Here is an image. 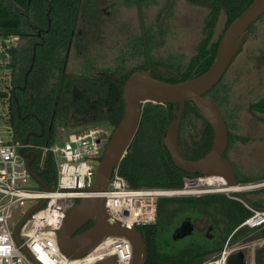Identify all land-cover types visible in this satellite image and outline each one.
Returning a JSON list of instances; mask_svg holds the SVG:
<instances>
[{"label":"trees","instance_id":"trees-1","mask_svg":"<svg viewBox=\"0 0 264 264\" xmlns=\"http://www.w3.org/2000/svg\"><path fill=\"white\" fill-rule=\"evenodd\" d=\"M80 1L0 0V29L18 34L20 41L19 46L13 49L11 92L15 93V97L11 94L9 99V118L14 131V142L23 143L30 131L38 129L37 120L44 122V135L40 138L31 137L29 142L43 145L54 141L59 127L106 123L115 128L123 114L124 81L130 74L146 67L143 62L138 66L126 68L119 81L110 77L75 73H65L60 77L59 71L56 72V63L61 52L55 41V17L60 14L63 21L62 29L67 33V37L79 12L77 6ZM251 2L252 0H213V17L216 18L218 14L224 12L227 18L225 26H228ZM47 16L51 20L50 28L45 43L39 44V38L35 34L46 27ZM208 36L202 39L199 45V58L195 65L200 61L204 63L196 73H190L179 81L204 73L213 62L219 40L210 45L208 41L210 36ZM34 50V65L24 83L25 72L30 65ZM154 77L166 82H177L159 76ZM212 90H209L205 96H210ZM225 94L224 99H226ZM215 101L221 109L220 102ZM172 108L171 104L163 105L149 101L141 105L137 129L117 165L118 175L128 186L170 189L182 187L183 177L188 174L173 164L161 141L166 125L173 118ZM251 110L259 116H264V96L252 103ZM26 114L27 116L22 118ZM192 115L201 119L203 123L193 146L186 141L187 125ZM227 131L228 144L224 152L226 158V152L232 142V134L228 128ZM212 135L211 126L201 117L194 104L186 103L178 137L181 154L191 160L202 157L211 146ZM36 155L31 168L50 189L54 188L56 182L54 161L50 155H46L42 163H39L40 156L38 153ZM231 163L234 167L233 162ZM237 172L238 170L235 169V178L239 185L264 179V174L248 177L240 171ZM257 195L262 196L252 198L247 192H242V196L251 206L264 209V189L257 191ZM230 196L239 198L235 192L230 193ZM249 214L250 211L240 198L239 200L230 198L225 193L160 198L157 203L156 221L152 224L136 226L147 251L145 264H200L222 247L227 236ZM183 218L191 221L196 218L207 219L214 233L212 238L194 237L185 245L173 248L171 235ZM246 233L248 230L240 228L233 235V239ZM256 262L264 264V251L260 249L256 251Z\"/></svg>","mask_w":264,"mask_h":264},{"label":"built area","instance_id":"built-area-1","mask_svg":"<svg viewBox=\"0 0 264 264\" xmlns=\"http://www.w3.org/2000/svg\"><path fill=\"white\" fill-rule=\"evenodd\" d=\"M18 42V34L0 29V100L8 103L5 105L8 115L3 117L0 113V264H67L70 257L59 247L58 231L68 211L81 198L102 196L109 222L138 226L156 221L160 198L219 191L211 188L218 184H208L210 178L204 175L184 176L182 187L177 189L133 188L118 175L117 167L104 191H92L96 170L112 133V129L100 123L81 126L60 142L57 140L58 134L52 143L45 145L14 142L9 120V99L12 91L13 49ZM3 122L8 125L3 126ZM20 148L24 152L38 153L39 163L46 155L51 156L56 169L54 188L44 190L27 184L28 179L33 177L26 165L28 158L19 153ZM42 199H45L44 204L33 210L19 227L18 243L14 231L26 213L19 215V209L28 200H36L38 204ZM244 205L250 214L232 230L222 247L201 264H227L230 255L238 251L244 254L243 264H256V251L264 247V209L246 203ZM240 228H245L248 233L233 239ZM111 255L116 256L118 264L131 262L133 251L126 237L106 236L75 260L80 261V264H91Z\"/></svg>","mask_w":264,"mask_h":264},{"label":"water","instance_id":"water-1","mask_svg":"<svg viewBox=\"0 0 264 264\" xmlns=\"http://www.w3.org/2000/svg\"><path fill=\"white\" fill-rule=\"evenodd\" d=\"M263 14L264 0H252L248 7L228 24L219 39L213 62L204 73L198 76L178 82H166L152 76L150 69H141L126 78L122 86L123 114L105 144L91 186L92 191L101 192L106 189L113 170L124 156L137 129L140 106L147 101L173 106V118L166 125L161 141L177 168L188 175L221 176L227 185H239L231 161L224 157L228 144V131L224 117L216 103L205 94L221 79L232 59L240 50L248 29ZM34 60L35 50L25 72L24 83H26L27 76L33 68ZM188 102L194 104L201 117L211 126L213 132L209 150L202 157L194 160L185 158L178 146V129L185 104ZM256 116L261 119L258 115ZM29 135H26L24 144L28 143ZM19 153L28 158L26 165L32 177L44 190H48V185L31 168V162L36 156L35 152H24L23 148H20ZM244 189L231 192H235L244 203L249 204L248 200L242 196ZM104 201L102 196L81 198L68 211L58 231V243L61 251L67 257L80 258L102 238L124 236L130 242L133 251V257L129 264H145L147 251L139 230L136 226H124L109 222ZM44 202L45 199H42L38 204L28 209L18 222L14 231V237L18 243H20L19 227L31 212L39 209ZM88 221H91L93 225L81 233L75 234ZM243 259V252L238 251L230 255L227 264H243ZM91 264H118V262L116 256L111 255Z\"/></svg>","mask_w":264,"mask_h":264},{"label":"rangeland","instance_id":"rangeland-1","mask_svg":"<svg viewBox=\"0 0 264 264\" xmlns=\"http://www.w3.org/2000/svg\"><path fill=\"white\" fill-rule=\"evenodd\" d=\"M120 1L121 0H83L82 6L84 7L80 11L78 29L81 30L82 34L89 33L92 35L93 41L91 42V46H87L85 55L82 54L79 55V57L81 56L82 58L83 56V59H93L94 64H98L99 62H103L104 64L110 63L112 59H115L118 55V42L120 36L123 34V27H126L125 33L127 38L138 36L140 25V23L138 24V13L128 5L132 0H124L126 7H124V1ZM157 1L162 2L163 0H155V2ZM119 11L121 12L118 14ZM155 11L156 9L149 13H144L146 27L148 25L150 26L149 22L154 20ZM185 13L189 14V16L185 18L191 21L194 20L199 24V28L194 31L192 27L187 28L186 26L184 29L186 32L182 29L180 32L183 33L173 38V43H171L172 40L168 39L167 42L160 46L158 54L155 53V56L159 57L167 53L166 48H168L170 44L176 46L173 48L175 52H183L185 54L189 52L188 44H191V50L192 46L194 44L196 45L197 39L202 35V33H200V28L202 27L206 10L189 5ZM226 20V15L224 12H221L219 15L218 27H223L222 30L225 27ZM192 30L195 32L196 39L190 38L193 32ZM103 41L104 45H100ZM19 43L20 41L18 42V46ZM185 48H188V50ZM143 60V57L141 59H133L127 56L125 66L126 68L138 66ZM74 66L75 65H73L72 69H68L67 71L79 72L77 67ZM222 79L224 83H227L225 91L226 99L225 102L221 100L219 102L221 104L222 115L227 123V128L232 134V142L226 152V156L233 162L238 172L240 171L248 177L263 175L264 116H261L262 119H258L250 112H252V103L256 99L264 96V14L252 26L251 34L244 40L240 50L232 59ZM143 104L144 102L141 105ZM5 105H8V103H3V101L0 100V113L3 114V117L8 115ZM249 105H251L250 109H248ZM2 124L3 126L8 125L6 122ZM100 124L112 129V131L114 129L110 124ZM202 126L203 123L201 119L192 115L188 121L186 131V141L191 143L192 146L195 144ZM79 127H59L57 131L59 137L57 140H59V142L65 140L68 133ZM27 184L34 188L41 187L34 178H29ZM242 186H247L242 192H247L252 198H258L262 196L257 195V191L264 189V179L242 183ZM211 188H217L219 191L210 193H225L232 198V196H230L232 192L223 191L221 186L214 185ZM183 196L200 195L189 194ZM36 202V200L26 201L25 205L19 209V215L24 214L28 209L33 207ZM213 234L212 227L207 219L196 218L191 221L190 219L183 218L173 230L171 241L173 248H179L194 237L209 239L212 238ZM212 256L213 255L209 256L204 261ZM69 262L71 261L67 263Z\"/></svg>","mask_w":264,"mask_h":264},{"label":"flooded vegetation","instance_id":"flooded-vegetation-1","mask_svg":"<svg viewBox=\"0 0 264 264\" xmlns=\"http://www.w3.org/2000/svg\"><path fill=\"white\" fill-rule=\"evenodd\" d=\"M123 1L124 0H121L120 2ZM82 5H83V0H81L79 6H77L79 12L76 15V18L72 24L73 26L71 27L72 31L71 33H69L67 37H66L67 33L64 32V30L62 29L63 21L61 20L60 14L59 15L57 14V17H55V27H54L55 41L61 52V54L59 53L58 56V60H57L58 63H56V68H57L56 72L59 71L58 75L60 77H63L65 73H75V74H88L90 76H96V77H110L115 79L116 81H119L125 73V69H126L125 60L127 56H130L133 59L135 58L141 59L143 57L144 59L143 62H145V66H146L145 69H150V73L152 76H159L161 78H165L166 80H177L178 82L182 77L189 75L190 73L192 74L196 73V70L199 69L200 65L204 63L200 61L198 65H195V63L199 58V52H200L199 45L202 39H204L206 36L209 35L210 37L208 36L209 37L208 41L209 44L212 45L214 42L220 39L224 30L227 27L225 26L223 30H222L223 27L222 28L218 27V20L220 14H218L216 18L213 17L214 16L212 14L213 0H166V1L163 0L162 2L161 1L155 2V0L152 1L132 0L129 2L128 5L130 8L135 9L136 13H138V24L140 23L138 36L127 38L125 33L126 27L125 28L123 27L124 29L123 34L120 36L118 42L117 57L115 59H112L110 63L108 62L104 64L103 62L101 63L99 62L98 64H94L93 59L90 58L83 59V56L82 58L81 56L79 57V55L82 54L85 55V53L87 52V46H91L92 44L91 42L93 41L92 35H90L89 33L82 34L81 30L78 29V22H79L78 20H79L80 11L84 7ZM125 5L126 4L124 1V7H126ZM189 5L200 7L203 10H206L202 22V27L200 28V33H202V35L200 37L198 36L199 38L197 39L198 41L196 42V45L194 44L191 50V44H188L189 52L185 54L183 52H175V49L173 48H175L176 46L170 44L168 48H166L167 53L160 55L161 57L155 56L156 54H158V49H160V46H162V44L167 42L168 39L172 40L171 43H173L174 42L173 38H176L178 35H181L183 33L180 32L182 29L183 31L186 32V30H184L186 26L187 28L192 27L194 31L199 28L198 27L199 24L196 23L194 20L191 21L185 18L189 16L188 13H185L186 8ZM155 9L156 11L154 12V20L150 21L149 22L150 26L148 25L146 27L144 20V13L145 12L149 13ZM120 12L121 11H119L118 14ZM50 24H51V20L47 16L46 27L41 28L39 33L35 34V36L39 38L38 40L39 44L45 43V38L49 31ZM194 31L192 32L190 38L196 39ZM251 32H252V27L248 29L246 37L250 35ZM100 45H104V41L101 42ZM185 49L188 50V48ZM73 65H75L74 67H77V70L79 72L76 73L72 71L69 72L67 71L68 69H72ZM223 76L218 81V83L212 88L213 89L212 94L208 96L215 103H216L215 100L218 101L222 100L223 102H225L224 93L227 88V83L223 82L222 79ZM11 94L13 95V97H15V93L11 92ZM250 106L251 105H249L248 109H250ZM250 113L253 116L257 117L256 116L257 114L253 112ZM26 116L27 114L22 118ZM37 121L39 128L32 130L28 133L30 134L28 138V142L31 139V137L40 138L44 135L45 132L44 122L41 120H37ZM13 135H14V131H13ZM178 137H179V129H178ZM34 162L35 159L31 163ZM92 225L93 223L91 221L86 222L75 232V234L81 233L82 231L88 229ZM75 259L78 258H69V261L71 262L67 264H80V261Z\"/></svg>","mask_w":264,"mask_h":264},{"label":"bare ground","instance_id":"bare-ground-1","mask_svg":"<svg viewBox=\"0 0 264 264\" xmlns=\"http://www.w3.org/2000/svg\"><path fill=\"white\" fill-rule=\"evenodd\" d=\"M212 177H209V176H206L210 179H208L207 183L211 184V183H214V184H218V186H221L222 190L223 191H234V190H241V189H244L246 186H242V185H236V186H229L225 183L224 179L221 177V176H217V175H210ZM264 248V247H263ZM262 249V248H260ZM259 250V249H258ZM256 255V254H255ZM78 263V262H76Z\"/></svg>","mask_w":264,"mask_h":264},{"label":"crops","instance_id":"crops-1","mask_svg":"<svg viewBox=\"0 0 264 264\" xmlns=\"http://www.w3.org/2000/svg\"><path fill=\"white\" fill-rule=\"evenodd\" d=\"M261 251H264V248H262V249H260ZM256 264H257V262H256Z\"/></svg>","mask_w":264,"mask_h":264}]
</instances>
